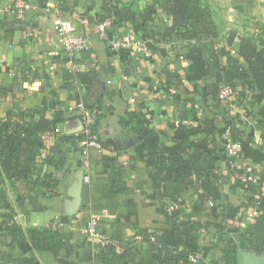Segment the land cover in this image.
Segmentation results:
<instances>
[{
    "label": "crops",
    "instance_id": "0c3cea01",
    "mask_svg": "<svg viewBox=\"0 0 264 264\" xmlns=\"http://www.w3.org/2000/svg\"><path fill=\"white\" fill-rule=\"evenodd\" d=\"M15 1L0 0V118L10 110L32 109L53 120L62 111L66 120L54 135L52 150L65 164L59 169L45 165L42 175L51 174L50 181L43 178V184L24 196L0 182V264H194L173 258V249L167 254L148 239L191 222L201 224L197 243L202 263H262L264 237L253 243L246 232L261 214L250 203L255 194L238 180L264 191V161L237 156L230 165L226 152L230 124L241 135L254 136L252 149H264L257 121L264 115L262 98L251 102L250 97L242 107L235 97H213L219 70L226 78L235 77L227 66H214L207 83L186 80L188 62L181 59L182 48L174 38H164L173 23L166 0H25L29 7L23 20L14 12ZM263 1L230 5L227 0L228 20L212 11L220 38L237 31L264 47ZM61 18L74 21L91 44L89 51L76 56L74 68L64 53L55 55L62 50ZM107 19L111 25L103 39L99 26ZM124 34L148 44L152 55L111 48L109 40ZM237 84L238 90H245L243 81ZM83 107L96 112L102 149L92 151V178L84 184L79 212L69 216L65 202L82 170ZM193 108L192 118L187 111ZM205 121L209 146L195 142L194 148L215 150V168L206 176L219 186L217 202L205 197L202 181L195 177L183 186L170 180L154 150L143 146L152 132L160 150L186 159L191 150L182 147L179 128ZM229 205L241 206L235 219L223 211L222 206ZM92 215L101 217L102 228L124 248L122 253L115 246L98 249L86 238L83 229Z\"/></svg>",
    "mask_w": 264,
    "mask_h": 264
},
{
    "label": "trees",
    "instance_id": "16d2710c",
    "mask_svg": "<svg viewBox=\"0 0 264 264\" xmlns=\"http://www.w3.org/2000/svg\"><path fill=\"white\" fill-rule=\"evenodd\" d=\"M165 11L172 16L173 23L166 28L164 38L167 42L174 38L182 48L181 56L188 62L186 70L188 82L207 83L214 74V66H227L235 77L226 78L224 71L219 70L213 82V97L219 98L222 86L229 84L234 89L229 99L237 98L236 103L239 106L246 107L250 97L251 102L257 98H262L264 102V47H261L253 37L240 36L237 31H231L224 39L220 38L212 11L201 3V0H166ZM3 23L4 18H0V24ZM237 80L244 82L245 90H238ZM194 110L189 109L187 116L191 115L193 118ZM65 120L62 111L57 112L53 120H49L43 112L32 109L10 110L5 118H0V182L7 183L11 191L19 196H24L28 189L42 183L43 178H48L49 182L51 174L42 175L44 166L59 169L64 166L65 159L54 150L47 158L41 159L42 136L45 132L55 134ZM257 121L260 136L264 138V115L258 116ZM205 122L180 126V143L184 149L191 150L186 159L179 153L160 150L159 138L152 132L144 140L143 146L149 145L154 150L158 158L157 163L168 171L170 180L183 186L190 177H195L202 181L205 197L217 202L221 199L219 186L206 176L215 168V150H207L203 146L194 148L195 142H203L209 146L211 132L207 121ZM230 127L231 139L243 144V150L238 156L245 161L263 162L264 149L251 148L254 136H243L233 125L230 124ZM237 158L228 155L230 165L236 164ZM238 184L255 194L250 203L261 215L247 227L246 232L252 237L253 243H260L264 237V191L256 188L252 182H243L241 179L238 180ZM222 208L229 219H235L241 211V206L229 205ZM200 228L201 224L197 222L181 224L162 234H152L148 239L150 241L154 239L153 242L162 247L167 254L173 249L175 251L173 258L189 260L192 254L198 253L197 239ZM180 246H184V249L179 250ZM62 264L75 263L64 260Z\"/></svg>",
    "mask_w": 264,
    "mask_h": 264
},
{
    "label": "built area",
    "instance_id": "2783aa9c",
    "mask_svg": "<svg viewBox=\"0 0 264 264\" xmlns=\"http://www.w3.org/2000/svg\"><path fill=\"white\" fill-rule=\"evenodd\" d=\"M29 5L25 0H16L13 4L14 12L18 20H23ZM111 25V20L107 19L99 26L100 36L107 39V28ZM58 35L62 44V50L55 51L56 56L62 53L66 55L67 64L69 67H76L75 59L79 53L87 52L91 49V44L86 37L78 31L76 23L69 19H59ZM111 48L114 50H123L132 48L139 53L147 56L152 55V49L145 42L136 40L129 34L118 35L109 40ZM234 53V50L232 51ZM184 60V57L181 56ZM234 93V89L229 84H224L221 88L220 95L223 98H229ZM82 138H81V165L84 172V183L90 182L92 178V151L102 149V142L96 130V112L89 107L82 109ZM53 132H45L42 136L43 146L40 150V158L45 159L52 154ZM243 150V144L238 140L229 138L226 143V152L229 156H238ZM102 219L100 216L92 215L87 221L83 233L86 238L92 242L96 248L105 249L108 246H115L118 253H122L124 248L117 244L112 237L102 228ZM11 224L18 223V219L10 221ZM154 240V239H153ZM194 264L202 263L198 253L192 254L189 258Z\"/></svg>",
    "mask_w": 264,
    "mask_h": 264
},
{
    "label": "water",
    "instance_id": "95a60500",
    "mask_svg": "<svg viewBox=\"0 0 264 264\" xmlns=\"http://www.w3.org/2000/svg\"><path fill=\"white\" fill-rule=\"evenodd\" d=\"M84 184V172L83 170H80L76 176V180L73 182L69 190L70 199L65 202L67 215L75 216L79 212L82 205V192ZM250 264L256 263L252 260ZM260 264H264V261Z\"/></svg>",
    "mask_w": 264,
    "mask_h": 264
},
{
    "label": "rangeland",
    "instance_id": "374dc122",
    "mask_svg": "<svg viewBox=\"0 0 264 264\" xmlns=\"http://www.w3.org/2000/svg\"><path fill=\"white\" fill-rule=\"evenodd\" d=\"M229 1L231 3L230 5H232V4L236 5L238 2H241V4L242 3L243 4L244 3L252 4V2H253V0H229ZM201 3H203L204 5H208L210 10L213 12H216L218 14L217 16L220 19L224 17V18H226V20H228V16L230 15V13L228 12L229 2H227V0H201ZM229 22H231V21H229Z\"/></svg>",
    "mask_w": 264,
    "mask_h": 264
}]
</instances>
